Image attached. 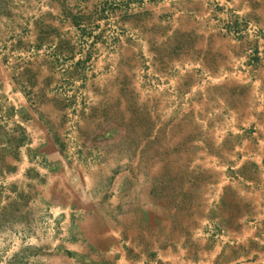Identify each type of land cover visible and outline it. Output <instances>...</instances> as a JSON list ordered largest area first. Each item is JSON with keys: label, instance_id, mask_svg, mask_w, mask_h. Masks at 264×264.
<instances>
[{"label": "rangeland", "instance_id": "obj_1", "mask_svg": "<svg viewBox=\"0 0 264 264\" xmlns=\"http://www.w3.org/2000/svg\"><path fill=\"white\" fill-rule=\"evenodd\" d=\"M262 71L264 0H0V264H82L90 202L141 220L140 264L233 255Z\"/></svg>", "mask_w": 264, "mask_h": 264}, {"label": "crops", "instance_id": "obj_2", "mask_svg": "<svg viewBox=\"0 0 264 264\" xmlns=\"http://www.w3.org/2000/svg\"><path fill=\"white\" fill-rule=\"evenodd\" d=\"M256 83H259L260 87H254L253 90L248 89L247 97L251 98L246 103L245 120L240 123V129L246 135L242 141L244 151L239 155L242 161L238 167L240 179L238 182L239 205L237 213L231 210V215L238 214L240 217L238 222L248 229L244 231L245 235L241 233L243 229H240L239 237L244 238V240H240L237 247L234 246L237 251L233 255L230 254L231 257L223 256L229 254L226 249L218 252L221 259L214 257V254L217 253L214 249L213 252L207 253L206 259L196 258L197 252L194 254L191 251L189 254L185 250V254L190 257L185 256V258L175 262L165 247V252H168L172 258L168 263L161 264H264V71L260 74L259 82L258 78L256 79ZM244 159L245 162H243ZM85 174L84 171L79 173L81 182H84L82 175ZM85 181L88 183L87 186L92 182L90 179ZM251 192L253 194H250ZM111 201L116 203L113 198ZM90 203L89 205L82 204L83 207H86H84V213H82L83 211L80 212V218L73 219V221L69 220V244H66L64 249H70L72 255L82 258V264H140V261L147 260L141 256L137 259L140 261H137L133 254L135 245L145 249L147 233L141 232L138 227L141 220L136 219L135 215L131 212L129 214L125 209H122L120 214H113L112 207L107 208L109 204L103 203L101 207L103 206L104 209L101 210L96 209L95 202ZM122 203L124 202L122 201ZM121 205L123 206V204ZM249 217L253 219L246 220ZM243 220L246 223L255 221L258 224L248 228ZM125 240L131 241L134 246L132 248L123 246L126 243ZM250 240L251 242L253 240L254 245L248 247ZM147 244L146 249H150L152 244ZM179 249V247L175 249L176 254L181 253ZM126 255L131 257L126 258Z\"/></svg>", "mask_w": 264, "mask_h": 264}]
</instances>
